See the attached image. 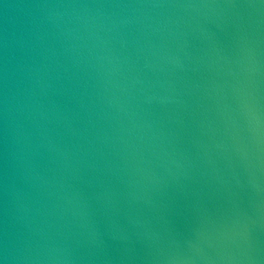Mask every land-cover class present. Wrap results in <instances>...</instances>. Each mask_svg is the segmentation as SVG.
<instances>
[{
    "label": "water",
    "instance_id": "1",
    "mask_svg": "<svg viewBox=\"0 0 264 264\" xmlns=\"http://www.w3.org/2000/svg\"><path fill=\"white\" fill-rule=\"evenodd\" d=\"M0 264H264V0H0Z\"/></svg>",
    "mask_w": 264,
    "mask_h": 264
}]
</instances>
